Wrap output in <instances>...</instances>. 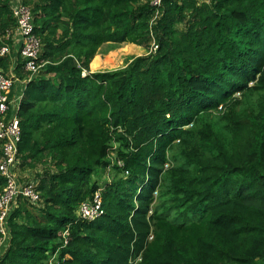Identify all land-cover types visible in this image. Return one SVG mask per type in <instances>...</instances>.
<instances>
[{
    "label": "trees",
    "instance_id": "obj_1",
    "mask_svg": "<svg viewBox=\"0 0 264 264\" xmlns=\"http://www.w3.org/2000/svg\"><path fill=\"white\" fill-rule=\"evenodd\" d=\"M151 1L23 0L42 67L0 68L26 80L19 168L43 167L41 201L13 211L0 264H264V0ZM14 28L0 0V47ZM128 44L148 51L92 72Z\"/></svg>",
    "mask_w": 264,
    "mask_h": 264
},
{
    "label": "built area",
    "instance_id": "obj_2",
    "mask_svg": "<svg viewBox=\"0 0 264 264\" xmlns=\"http://www.w3.org/2000/svg\"><path fill=\"white\" fill-rule=\"evenodd\" d=\"M5 1L8 2L15 20V28L8 31L6 38L12 43H5L0 47V58L20 54L24 62V72L31 76L36 75L42 67L38 62L42 43L34 31L32 9L23 0ZM162 2L163 0H152L151 4L158 7ZM25 83L26 80L19 79L13 71L9 73L0 68V176L5 179V185L0 192V258L9 241L8 220L13 211L22 201L35 206L41 201L37 182L22 181L18 173V143L21 139L18 111ZM119 165H122L120 161ZM103 214L100 190L91 201L83 202L78 210L80 218L86 221H93ZM68 234V231L63 234L64 244L68 242ZM48 264H55L52 257Z\"/></svg>",
    "mask_w": 264,
    "mask_h": 264
},
{
    "label": "rangeland",
    "instance_id": "obj_3",
    "mask_svg": "<svg viewBox=\"0 0 264 264\" xmlns=\"http://www.w3.org/2000/svg\"><path fill=\"white\" fill-rule=\"evenodd\" d=\"M129 45V46H128ZM128 45H116L117 47H113V48H108L103 49L105 51V55L102 56L104 62H105V66L103 68H99L100 70H115V69H119L122 68L123 66L126 65V63L128 62V60H130V58L136 56V55H140V54H145L147 53V49L137 46V45H133V44H128ZM128 54V55H126ZM128 56V57H126ZM114 149L110 152L109 155V160H111V164H115L117 162L116 160V151L118 150V144L114 143L113 144ZM21 168H19V175L22 181H26V182H37V176H36V171H38L37 173L42 172L43 167L39 165V167L37 168V170H20ZM115 171L109 169L106 173H101L98 178L99 181L102 183L104 182L105 179H111L113 178V176L115 175ZM26 202V201H25ZM35 209V208H34ZM37 208L34 210V212L36 211Z\"/></svg>",
    "mask_w": 264,
    "mask_h": 264
},
{
    "label": "crops",
    "instance_id": "obj_4",
    "mask_svg": "<svg viewBox=\"0 0 264 264\" xmlns=\"http://www.w3.org/2000/svg\"><path fill=\"white\" fill-rule=\"evenodd\" d=\"M100 55H101V54H98V55L95 57L94 61H95L96 59H99V58L102 60V56H103V55H102L101 57H100ZM104 66H105V62H104V60L99 61L98 67L95 68V69H92V72H95V71H101L99 68H103ZM13 67H14V63H12V64L9 66V70H8L9 73L13 71Z\"/></svg>",
    "mask_w": 264,
    "mask_h": 264
}]
</instances>
